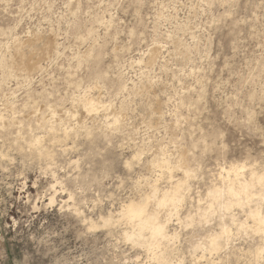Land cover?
<instances>
[{
  "label": "rangeland",
  "instance_id": "374dc122",
  "mask_svg": "<svg viewBox=\"0 0 264 264\" xmlns=\"http://www.w3.org/2000/svg\"><path fill=\"white\" fill-rule=\"evenodd\" d=\"M234 168L264 175V0H0V264H264ZM180 180L173 240H128L124 204Z\"/></svg>",
  "mask_w": 264,
  "mask_h": 264
},
{
  "label": "bare ground",
  "instance_id": "6f19581e",
  "mask_svg": "<svg viewBox=\"0 0 264 264\" xmlns=\"http://www.w3.org/2000/svg\"><path fill=\"white\" fill-rule=\"evenodd\" d=\"M38 37V36H37ZM36 41H38L36 39ZM35 41V42H36ZM31 43H33V41H31ZM54 43H55V39L51 36L48 38L47 41L44 42L43 44V47H41V51H38L34 48H30V55L27 56L25 55L24 53L22 52H19V53H16L17 54V66L16 68L18 69L17 71H25L27 74L31 75L32 72H35V70L37 71V69H39L41 66V60L42 58H46V57H49L51 56V54L53 53L54 51ZM160 46V45H158ZM20 47V46H19ZM31 47V46H30ZM157 48V47H156ZM17 49V48H16ZM160 52V51H159ZM153 53V52H152ZM154 58H157V56H155V52L152 54L151 56V60H153ZM149 60V59H148ZM15 61V58L14 60ZM154 62V61H153ZM15 65V64H14ZM14 67V66H13ZM17 76V75H15ZM93 102V100H92ZM91 105V104H89ZM89 105L87 106L89 108ZM92 108H95L94 106L95 103L92 104ZM91 108V109H92ZM87 109V108H86ZM90 109V110H91ZM88 110V109H87ZM89 110V111H90ZM60 115V114H58ZM56 116V115H55ZM42 122H43V118L41 119ZM121 118L119 117H116V120H115V124H118L120 122ZM122 123V122H121ZM116 126V125H115ZM183 155H181V157L183 156L182 159H187V155L186 153H182ZM155 160V159H154ZM185 161V160H183ZM180 163L179 165L182 166L185 170V173H186V176H190L191 175V169L189 168V166L183 162ZM163 164V163H162ZM166 166V165H165ZM245 166H242V168H244ZM240 169V168H239ZM239 169H236L234 168L233 169V172H234V178L231 179V183L228 185V188L227 187H224L227 189V192L226 190L224 192L227 193V198L228 200L225 202V206L226 208H231V206L234 204V203H237L238 206H241L239 204L243 203L244 201V198L248 199L249 198V195L252 191V188L255 186V184H257L256 182L258 183H262L264 181V175H258L256 173H251L252 176L250 180H242V178H240L241 176V173H240V170ZM226 171V170H225ZM242 172V171H241ZM226 174L228 177H230L232 174H231V171H226ZM243 174V173H242ZM247 179V178H246ZM184 180V179H183ZM225 181V180H224ZM176 183V182H175ZM184 185L185 183L180 180L176 183V185L172 186L171 189H168L166 191L163 192V194H161V196L159 197L158 196V192H157V188L153 189L154 192L152 194H149V195H145L143 197H141L140 200L136 201V200H131L129 201L127 204H124V206L122 207V210H121V214L123 216V218H125L127 221V223L129 222L131 225H132V230L131 231H127L125 232V237L128 239V240H131L133 241V243H138V244H147L149 247H152L154 245L153 241L156 240V242H158L159 240L161 239H172L173 240V235L169 234L167 232V223L169 221V217L168 219H166L165 221H161L160 220V216H159V210L160 208L162 207H171L170 208V212L172 210H176L177 207H179V203H183V199L185 195H182V189L184 188ZM226 185V184H225ZM263 184H261L262 186ZM257 186V185H256ZM260 186V185H258ZM171 187V186H170ZM216 188V187H215ZM223 190V189H222ZM221 190V191H222ZM210 191V189H209ZM162 193V192H161ZM219 190L218 189H213L211 190L210 192H208V194H210L212 197H217L219 196ZM223 193V191H222ZM222 196V194H220ZM219 196V198L221 197ZM223 197V196H222ZM221 197V200L223 199ZM151 198H154V202H155V199H156V206H157V209H155L153 212H150L148 209V202ZM220 200V199H219ZM220 200V201H221ZM225 200V199H224ZM153 201V199H152ZM151 201V202H152ZM183 201V202H182ZM212 201V199H211ZM257 201V200H255ZM213 202V201H212ZM153 205V204H152ZM151 206V205H150ZM224 206V207H225ZM211 207V206H210ZM213 207V206H212ZM215 207V206H214ZM242 207V206H241ZM225 208V210H226ZM211 209V208H210ZM232 209V208H231ZM230 209V210H231ZM253 209V208H252ZM150 210H153V209H150ZM179 210V209H178ZM228 210V209H227ZM242 210V209H241ZM164 211V210H163ZM166 211H168V209H166ZM177 211V210H176ZM251 211V210H250ZM162 213V211H161ZM250 216L252 215L253 219L255 220V222L257 223V228L259 227V229H262L264 230V214H262L259 210H254L250 212ZM168 214V213H167ZM172 214V212H171ZM110 215V214H109ZM162 215V214H161ZM205 216V214H203ZM207 215V214H206ZM111 216V215H110ZM170 216V215H169ZM225 217V216H224ZM103 218V217H102ZM122 218V220H123ZM167 218V217H166ZM114 219V218H113ZM106 223H110L111 222V218H108L105 220ZM104 223V222H103ZM233 223V222H232ZM237 223V222H236ZM244 223V222H243ZM223 225V224H221ZM256 225V224H255ZM222 230L221 232L225 234V232L227 231V226L223 225V227H221ZM246 228V227H245ZM227 232H230L229 230ZM222 233H215L213 235V237L211 238L210 240V245L212 247V249H214L215 251H217V248H219V240H221V236H222ZM150 234V235H149ZM176 234V233H175ZM228 234V233H227ZM226 234V235H227ZM149 235V237H147ZM177 236V235H176ZM230 234H228L227 237H229ZM211 237V236H210ZM209 237V238H210ZM161 238V239H160ZM158 239V241H157ZM229 239V238H227ZM171 240V241H172ZM175 240V239H174ZM162 241V240H161ZM160 241V242H161ZM209 241V240H208ZM223 242V240L221 241ZM159 243V242H158ZM207 242H205L206 244ZM223 244V243H221ZM160 245V244H158ZM208 245V243H207ZM159 247V246H158ZM154 248V247H153ZM211 251V250H210ZM164 252V251H163ZM162 253V252H161ZM159 254L161 255L158 256L160 258H163V255L165 254L162 253V254ZM167 254V253H166ZM157 255V254H156ZM168 258V257H167ZM162 261V260H161Z\"/></svg>",
  "mask_w": 264,
  "mask_h": 264
}]
</instances>
